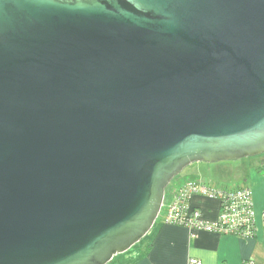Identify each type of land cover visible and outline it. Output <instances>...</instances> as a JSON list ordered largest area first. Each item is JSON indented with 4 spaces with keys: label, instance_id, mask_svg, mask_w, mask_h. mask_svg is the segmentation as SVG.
I'll list each match as a JSON object with an SVG mask.
<instances>
[{
    "label": "water",
    "instance_id": "water-1",
    "mask_svg": "<svg viewBox=\"0 0 264 264\" xmlns=\"http://www.w3.org/2000/svg\"><path fill=\"white\" fill-rule=\"evenodd\" d=\"M262 154L264 0H0V264H109Z\"/></svg>",
    "mask_w": 264,
    "mask_h": 264
},
{
    "label": "crops",
    "instance_id": "crops-1",
    "mask_svg": "<svg viewBox=\"0 0 264 264\" xmlns=\"http://www.w3.org/2000/svg\"><path fill=\"white\" fill-rule=\"evenodd\" d=\"M244 179L245 188L252 189L254 194L253 238L209 232H199L192 238L187 228L161 222L132 250L115 259V264H188L192 258L202 264H264V167L253 168ZM192 204L208 222L219 216L220 205L216 200L196 196Z\"/></svg>",
    "mask_w": 264,
    "mask_h": 264
},
{
    "label": "built area",
    "instance_id": "built-area-1",
    "mask_svg": "<svg viewBox=\"0 0 264 264\" xmlns=\"http://www.w3.org/2000/svg\"><path fill=\"white\" fill-rule=\"evenodd\" d=\"M196 196L207 197L219 203L220 213L216 220L208 222L203 218L201 210L192 204V200ZM164 207L163 203L161 212ZM163 223L187 228L190 230L192 238H195L199 232L244 239L253 238L256 234L253 191L250 188L217 190L203 183L188 182L173 193L172 199L167 205ZM188 264L202 263L192 258Z\"/></svg>",
    "mask_w": 264,
    "mask_h": 264
},
{
    "label": "rangeland",
    "instance_id": "rangeland-1",
    "mask_svg": "<svg viewBox=\"0 0 264 264\" xmlns=\"http://www.w3.org/2000/svg\"><path fill=\"white\" fill-rule=\"evenodd\" d=\"M260 167H264V154L235 161L194 163L193 165L186 168L179 176H177L166 189V196L164 200L165 207L158 217L155 225L163 222L167 205L171 201L173 193L178 191L186 183L199 182L209 185L217 190H234L238 188H245L244 178L247 176V173L249 174L253 168L258 169ZM119 256L120 255L114 257V259L109 264H115V259H117Z\"/></svg>",
    "mask_w": 264,
    "mask_h": 264
}]
</instances>
